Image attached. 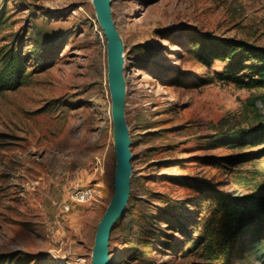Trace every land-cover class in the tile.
<instances>
[{
  "label": "rangeland",
  "instance_id": "1",
  "mask_svg": "<svg viewBox=\"0 0 264 264\" xmlns=\"http://www.w3.org/2000/svg\"><path fill=\"white\" fill-rule=\"evenodd\" d=\"M110 1L132 169L109 264H264L262 224L228 263L196 245L218 193L264 195V136L240 137L264 128V88L223 79L231 60L201 54L224 42L264 49V0ZM10 45L28 71L0 90V264H94L117 168L94 0H0V53Z\"/></svg>",
  "mask_w": 264,
  "mask_h": 264
},
{
  "label": "trees",
  "instance_id": "2",
  "mask_svg": "<svg viewBox=\"0 0 264 264\" xmlns=\"http://www.w3.org/2000/svg\"><path fill=\"white\" fill-rule=\"evenodd\" d=\"M201 50L205 59L213 56L231 60L222 72L223 79L234 81L243 87L264 88L263 48L244 42H224L212 47L210 51ZM248 61L253 62L246 64ZM0 62V90L21 85L28 68L20 50L10 45L3 54L0 53ZM263 136L264 128L259 131H244L240 135L241 139L250 138L251 141ZM217 204L213 224L207 226L205 232L198 237L196 245H199L206 258H226L228 263L239 235L248 230L252 231V236L260 235L262 229L255 226L257 223L264 225V195L232 196L218 193Z\"/></svg>",
  "mask_w": 264,
  "mask_h": 264
},
{
  "label": "water",
  "instance_id": "3",
  "mask_svg": "<svg viewBox=\"0 0 264 264\" xmlns=\"http://www.w3.org/2000/svg\"><path fill=\"white\" fill-rule=\"evenodd\" d=\"M98 16L108 40L110 82L113 99L115 148L117 155L116 192L101 219L95 241L94 264H109V239L114 223L125 211L130 194L132 154L125 120V74L123 45L113 21L110 0H94Z\"/></svg>",
  "mask_w": 264,
  "mask_h": 264
},
{
  "label": "built area",
  "instance_id": "4",
  "mask_svg": "<svg viewBox=\"0 0 264 264\" xmlns=\"http://www.w3.org/2000/svg\"><path fill=\"white\" fill-rule=\"evenodd\" d=\"M91 191H92V190H89V191H87V192H79V193H77V196L80 195V196L83 197V195L85 196V195L91 194ZM74 196H75V195H74ZM80 196H79V197H80ZM66 208L68 209V208H69V205H67Z\"/></svg>",
  "mask_w": 264,
  "mask_h": 264
}]
</instances>
